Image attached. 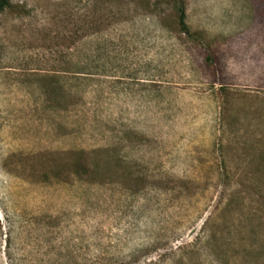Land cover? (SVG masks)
I'll use <instances>...</instances> for the list:
<instances>
[{
    "label": "rangeland",
    "instance_id": "rangeland-1",
    "mask_svg": "<svg viewBox=\"0 0 264 264\" xmlns=\"http://www.w3.org/2000/svg\"><path fill=\"white\" fill-rule=\"evenodd\" d=\"M9 0L0 264H264V0Z\"/></svg>",
    "mask_w": 264,
    "mask_h": 264
},
{
    "label": "trees",
    "instance_id": "trees-1",
    "mask_svg": "<svg viewBox=\"0 0 264 264\" xmlns=\"http://www.w3.org/2000/svg\"><path fill=\"white\" fill-rule=\"evenodd\" d=\"M175 1L179 3L177 11H178V23H179L180 29L182 30V32L189 35V31L185 23L184 8L183 6H181L180 0H175ZM8 4H9V0H0V13L8 6Z\"/></svg>",
    "mask_w": 264,
    "mask_h": 264
}]
</instances>
